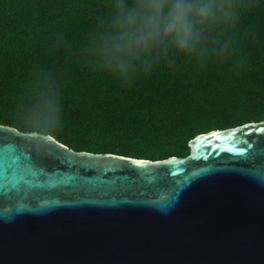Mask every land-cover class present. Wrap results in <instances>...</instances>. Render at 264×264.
<instances>
[{"label":"trees","instance_id":"trees-1","mask_svg":"<svg viewBox=\"0 0 264 264\" xmlns=\"http://www.w3.org/2000/svg\"><path fill=\"white\" fill-rule=\"evenodd\" d=\"M131 3V0H128ZM119 0H0V125L150 161L264 120V0H217L192 52L114 47Z\"/></svg>","mask_w":264,"mask_h":264},{"label":"water","instance_id":"water-1","mask_svg":"<svg viewBox=\"0 0 264 264\" xmlns=\"http://www.w3.org/2000/svg\"><path fill=\"white\" fill-rule=\"evenodd\" d=\"M188 147L90 154L0 125V264H264V120Z\"/></svg>","mask_w":264,"mask_h":264},{"label":"clouds","instance_id":"clouds-1","mask_svg":"<svg viewBox=\"0 0 264 264\" xmlns=\"http://www.w3.org/2000/svg\"><path fill=\"white\" fill-rule=\"evenodd\" d=\"M221 9L217 0H119L114 47L130 58L155 49L192 52L202 39V26Z\"/></svg>","mask_w":264,"mask_h":264}]
</instances>
